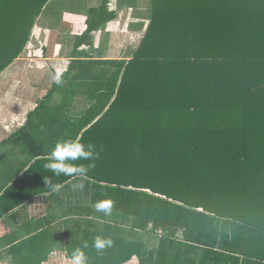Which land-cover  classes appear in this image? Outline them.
<instances>
[{
	"label": "trees",
	"instance_id": "16d2710c",
	"mask_svg": "<svg viewBox=\"0 0 264 264\" xmlns=\"http://www.w3.org/2000/svg\"><path fill=\"white\" fill-rule=\"evenodd\" d=\"M32 1L0 0V73L24 50L48 0H34V9ZM151 3L127 61L78 59L92 33L115 18L105 0L91 9L67 70L1 144L24 146L35 162L63 139L95 146V167L63 179L86 184L90 217L67 235V256L101 235L112 246L84 249L87 264H264V0ZM56 91L61 101L50 108ZM76 97L91 104L69 115ZM40 127L54 143L32 138L29 129ZM103 201L108 215L94 207ZM144 234L158 237L154 249L137 239ZM9 244L11 264H42L54 240L42 231Z\"/></svg>",
	"mask_w": 264,
	"mask_h": 264
},
{
	"label": "crops",
	"instance_id": "0c3cea01",
	"mask_svg": "<svg viewBox=\"0 0 264 264\" xmlns=\"http://www.w3.org/2000/svg\"><path fill=\"white\" fill-rule=\"evenodd\" d=\"M103 1L48 0L33 20L24 50L0 73V215L11 208L0 216L3 256L0 264H11L7 253L10 241L15 244L42 231H50L54 240L42 264H69L63 242L68 240L70 232L78 230L79 225L83 229L90 219L82 209L89 205L83 181L53 177L63 187L59 193H51L43 179L52 176L43 167L48 156L41 161H30V151L24 146L1 143L26 125L28 115L67 70L74 38L86 30L90 10L101 7ZM35 2L32 1L33 9ZM105 4L115 18L92 33L91 45L80 49L79 60H124L120 57L121 49L135 45L136 48L148 27L151 0H105ZM30 12L23 13L26 22L31 19ZM61 98V91L54 92L49 107H55ZM31 124L39 126L35 119ZM37 129L35 132L29 129L32 138L38 142H55L49 131ZM74 183H83V189H74ZM124 264H138V261L132 258Z\"/></svg>",
	"mask_w": 264,
	"mask_h": 264
},
{
	"label": "clouds",
	"instance_id": "9594fccd",
	"mask_svg": "<svg viewBox=\"0 0 264 264\" xmlns=\"http://www.w3.org/2000/svg\"><path fill=\"white\" fill-rule=\"evenodd\" d=\"M98 152L92 144H83L71 138L57 141L48 154L47 162L43 167L52 176L43 177L44 183L51 193H59L63 187L62 183L54 182L53 177H85L87 173L95 167V160L98 159ZM78 161H88L89 163H77ZM74 189H83V183H74ZM96 211L108 215L111 210L110 202H97L94 205ZM112 246V241L101 235L95 236L91 244L87 240L83 241L82 247H75L68 256L69 264H87V256L84 249L93 248L97 253L103 252Z\"/></svg>",
	"mask_w": 264,
	"mask_h": 264
},
{
	"label": "rangeland",
	"instance_id": "374dc122",
	"mask_svg": "<svg viewBox=\"0 0 264 264\" xmlns=\"http://www.w3.org/2000/svg\"><path fill=\"white\" fill-rule=\"evenodd\" d=\"M133 45H135V44H133ZM135 46H131V48H122L121 49L122 53H121L120 57L122 59H124L123 61H127L132 57V55L136 49ZM83 51L84 50H82L81 52L84 53ZM89 58H92V57H89ZM98 71H100V70H98ZM59 99H57V101ZM55 103H57V102H55ZM90 104H91V102L88 101L87 99H85L84 97H76L74 99L72 105L70 107H68L67 113L69 115L79 116L87 110V108L90 106ZM134 236H135V234H134ZM134 236L133 237L129 236L128 239L134 240L135 239ZM137 239H139V241H141L148 249H154L157 246L158 237H156V236L144 234V235H139Z\"/></svg>",
	"mask_w": 264,
	"mask_h": 264
}]
</instances>
